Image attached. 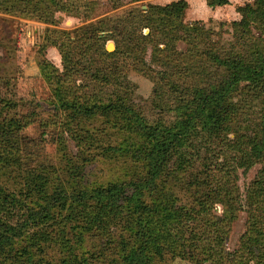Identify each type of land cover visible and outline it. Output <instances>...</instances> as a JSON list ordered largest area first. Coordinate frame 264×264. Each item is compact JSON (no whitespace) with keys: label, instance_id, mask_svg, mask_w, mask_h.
<instances>
[{"label":"trees","instance_id":"trees-1","mask_svg":"<svg viewBox=\"0 0 264 264\" xmlns=\"http://www.w3.org/2000/svg\"><path fill=\"white\" fill-rule=\"evenodd\" d=\"M59 2L0 0V11L50 23ZM186 7V0L148 4L138 18L150 29L156 23L149 34L131 38L133 47L122 36L130 21L118 17L115 26L105 29L111 31L106 37L122 38L115 39L110 52L98 27L73 31L66 44L77 42L76 54L61 43L64 32L56 31L52 44L61 54L62 69L48 62L49 81L56 85L77 73L79 80H100L111 87L108 93L75 94L72 99L55 87L58 107L71 116L78 111L102 118L111 128L132 134L106 147L125 148L129 158L140 162L143 174L130 182L94 185L80 179L55 186L27 170L20 190L0 186V264H155L168 255L190 264H264V0L237 7L241 16L230 22V39L199 20L184 21ZM159 31L161 37L156 36ZM149 43L155 48L150 62L158 69H148L159 76H151L152 103L163 114L173 113L169 122L149 121L140 107L128 104L124 98L131 87L115 72L121 65H147ZM179 43L184 47L178 48ZM103 63L107 65L101 70ZM78 66L80 72L74 69ZM8 104L0 103V166L22 169L21 131L31 117L3 115L1 108ZM80 128L75 139L90 148L94 127ZM62 139L57 138L61 148ZM255 164L259 168L243 207L238 170L244 175ZM181 175V186L191 197L186 202L172 189L182 182ZM216 203L223 206L221 214L213 209ZM243 208L245 229L238 246L227 250L223 240Z\"/></svg>","mask_w":264,"mask_h":264},{"label":"rangeland","instance_id":"rangeland-1","mask_svg":"<svg viewBox=\"0 0 264 264\" xmlns=\"http://www.w3.org/2000/svg\"><path fill=\"white\" fill-rule=\"evenodd\" d=\"M59 1L57 9H53L55 21L50 23L18 13L11 14L0 11V103L3 104V100L9 103V106L1 108V113L5 116L18 114L20 117L23 115L31 117L29 124L21 131L25 136L22 146V169L16 166H0V186L7 190L17 191L23 188L24 177L21 179L20 177L27 170L33 174L46 177L49 180V185L54 184L55 186L60 183L64 185H66L65 183L73 184L80 179L94 185L115 181L130 182L143 174L140 162L135 158H129L130 155L126 154L125 148L123 151H115L113 148L106 147L108 144L116 146L125 137L133 138L132 134L111 128L109 124L103 122L102 118L95 119L96 116L94 119L88 118L87 115L85 116L78 111L73 113L74 116H71L66 110L58 107L59 102L53 97L55 87L68 99H72L75 94L94 97L103 92H110L111 87L100 80L98 82L86 78L79 80L80 74L74 72L75 75L70 76L71 79L66 77L65 81L56 85L53 81H49L47 75L52 72L50 63L62 69L61 54L57 46L52 43L57 36L56 31L61 30L64 32L61 38L65 42L61 43L68 47L67 51L76 54L75 45L78 43H70L71 46L66 44L74 38L73 31L79 27L90 28L94 26L99 28L102 36H105L111 32L110 29H105L115 26V21L120 17L122 20L130 21L122 36L124 39L127 37L129 47H133L131 38H135L140 33L149 34L154 28V23H156V21L150 23L152 27L150 29L139 20L138 16L141 17L140 14L150 3L163 5L172 0ZM239 1L245 3L253 0ZM189 17V15H185L184 11V21L191 22ZM194 20L201 21L206 28L219 30V36L224 39L231 38L230 23L226 19ZM162 33L159 31L156 36H162ZM115 39L121 41L122 38L120 35L116 38L105 36L103 45L106 51L110 52L115 49ZM86 42L87 44L90 43L89 40ZM261 44L264 47V40ZM177 46L183 48L184 44L179 43ZM160 47L163 45L161 44ZM93 49L91 48L92 51ZM153 50H155L153 45L146 44L144 59L147 61V65L142 66L138 62L131 67L129 66L128 69H124L121 65L115 69V72L116 74H123L128 80H125L123 84L131 87L127 90L124 98L128 104L134 105L136 109L140 107L143 110L141 111L142 114L149 121L161 118V120L169 122L173 119V113L166 112L163 114L160 108L152 103L154 81L151 76H155L156 79L159 77L152 69H148V67L158 69L156 65L150 62L154 57L152 56ZM135 52L139 55V46ZM106 65L103 63L101 70L106 68ZM80 67H74V69L77 70ZM111 72L109 73L110 78L113 74ZM85 83L87 84L86 89L77 88L78 84ZM118 91L122 92L121 89ZM167 101L172 103L170 98ZM88 126L94 127L96 133L93 139L94 145L90 148L85 142L79 143L75 139L76 130L81 131L83 129L80 127L87 128ZM59 135L63 136V148L57 140ZM258 168L259 164H255L244 175L241 173V169L238 170L237 185L243 207L246 206L244 199L247 201V188ZM180 178L182 182L179 185L176 184L172 189L181 199V202H186L191 197H189V191L186 190L187 187L181 186L184 182V175H181ZM213 209L217 214H221L223 206L221 203H216ZM246 217L247 212L244 208L237 212L236 217L231 221L227 236L223 240V248L231 251L238 246L239 237L245 229ZM86 248L89 249L88 246ZM169 257L168 255L166 260L157 261L155 264H190L188 260L179 257L171 260Z\"/></svg>","mask_w":264,"mask_h":264},{"label":"crops","instance_id":"crops-1","mask_svg":"<svg viewBox=\"0 0 264 264\" xmlns=\"http://www.w3.org/2000/svg\"><path fill=\"white\" fill-rule=\"evenodd\" d=\"M186 2L185 15L190 16V21L194 19L207 21L211 18L212 20L226 19L229 23L240 18L237 7L244 4L243 2L240 3L239 0H227V3L223 5L214 6L210 5L208 0H186Z\"/></svg>","mask_w":264,"mask_h":264}]
</instances>
